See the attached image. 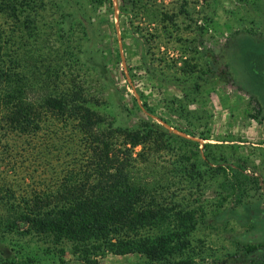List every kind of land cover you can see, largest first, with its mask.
<instances>
[{
  "label": "trees",
  "instance_id": "1",
  "mask_svg": "<svg viewBox=\"0 0 264 264\" xmlns=\"http://www.w3.org/2000/svg\"><path fill=\"white\" fill-rule=\"evenodd\" d=\"M93 1L107 9L111 5L110 0ZM43 6V0H0V17L10 31L0 23V130L2 135L29 137L24 151L29 152V146L42 160L54 149L57 162L61 155L68 160L54 166L49 158L48 179L22 195L0 188L5 212L0 215V237L67 242L86 264L106 254L138 255L141 264H201L204 257L207 264H264V251L257 248L264 243H252L264 239V212L253 216L255 232L234 236L235 250L221 256L208 255L196 237L201 228L212 225L208 217L217 219L224 202L231 209L226 215L232 216L233 208L261 198L264 184L245 173L242 162L230 159L223 144L207 142L206 134L182 131L204 141L199 144L149 117H139L132 129L106 121L88 105L79 82L62 79L64 67L75 64L76 56L66 40H60V53L61 47L52 50ZM205 81L197 74L189 85L178 87L197 93ZM137 108L134 101L131 110ZM60 135L65 143L59 149L54 137ZM35 137L40 141L34 142ZM137 146L162 148L172 157L164 170L146 172L137 159L141 149L134 151ZM208 180L215 183L216 193L210 209L190 197L191 187L204 190ZM0 264L17 262L0 253Z\"/></svg>",
  "mask_w": 264,
  "mask_h": 264
},
{
  "label": "rangeland",
  "instance_id": "2",
  "mask_svg": "<svg viewBox=\"0 0 264 264\" xmlns=\"http://www.w3.org/2000/svg\"><path fill=\"white\" fill-rule=\"evenodd\" d=\"M110 3L107 9L93 0H43L41 15L48 24L45 33L52 50L61 47L60 53L64 46L60 40H66L76 56L75 64L68 62L70 66L64 67L62 79L79 82L88 105L113 126L132 129L139 117H149L199 144L204 141L182 131L206 134L207 142L223 144L225 153L232 154L230 159L242 162L249 170L244 172L253 173L264 184V57L258 58L264 56V0ZM0 23L9 33V23L1 17ZM192 69L195 73H190ZM197 74L206 80L201 89L197 93L181 91L178 85H189ZM134 101L137 111L131 110ZM1 132L0 188H10L14 195L48 179L49 158L54 166L68 160L61 155L57 162L55 149L42 160L29 146V152L24 151L29 137ZM36 139L40 141L35 137L34 142ZM54 139L59 149L65 143L61 135ZM140 149L137 146L134 151ZM164 150L141 149L137 159L143 170H164L172 157ZM206 184L210 186L204 190L191 187L190 197L210 209L216 203L215 183L208 180ZM261 193L259 199L250 198L247 206L233 208L232 216L226 215L231 209L224 202L216 220L208 217L212 225L196 234L208 255L234 251V236L255 232L253 216L264 212V188ZM4 213L0 202V215ZM252 243L261 245L264 239ZM71 248L67 242L54 245L27 236L0 237L2 257L17 264H29L28 259L36 264H86ZM257 248L264 251V247ZM141 262L138 255L106 254L95 264ZM208 262L204 257L200 263Z\"/></svg>",
  "mask_w": 264,
  "mask_h": 264
}]
</instances>
